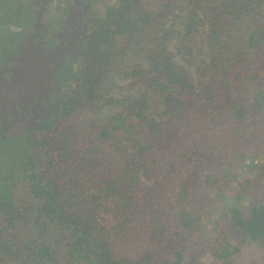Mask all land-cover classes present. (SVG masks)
Wrapping results in <instances>:
<instances>
[{"label":"trees","instance_id":"obj_1","mask_svg":"<svg viewBox=\"0 0 264 264\" xmlns=\"http://www.w3.org/2000/svg\"><path fill=\"white\" fill-rule=\"evenodd\" d=\"M49 1L56 10L51 17L43 0H0V81L10 84L8 98H24L9 102L6 114L25 113L32 137L23 151L17 134L3 132L0 264H195L183 243L169 263H159V244L169 233L182 239L194 229L191 206L200 198L223 197L220 177L249 156L248 143L264 136V85L250 109L237 106L234 116L225 117L226 108L236 105L237 89L264 75V0ZM74 2L83 4L81 11L66 22ZM134 14L141 21L132 28L127 19ZM63 28L78 29L80 61L72 90L52 100L47 93L54 74L42 77L36 67L53 58L56 67ZM37 44L38 51L31 47ZM137 81L153 105L128 93ZM105 82L112 89L103 95ZM123 83L124 93H116ZM233 125L244 128L242 140L233 148L217 147L211 138H228ZM117 133L125 142L121 157L103 166L92 160L87 173L89 140L107 146ZM224 149L239 157L237 163ZM255 153L251 160L261 155ZM197 176L202 194L195 193ZM252 180L263 185V201L249 207L247 218L230 211L239 242L219 245L207 264H264V171ZM153 205L154 212L172 215L169 226L153 214L142 219L146 239L120 254L124 243L114 236L129 237L124 225L149 216ZM49 228L61 241L48 237ZM26 230V240H19Z\"/></svg>","mask_w":264,"mask_h":264},{"label":"rangeland","instance_id":"obj_2","mask_svg":"<svg viewBox=\"0 0 264 264\" xmlns=\"http://www.w3.org/2000/svg\"><path fill=\"white\" fill-rule=\"evenodd\" d=\"M43 3L47 6L51 7L50 12H46L47 17H51L54 13H56V10H54V6L51 4L49 0H43ZM83 4L80 3H71L68 6L67 9V16L64 17L66 22H69L71 19H73L80 11ZM26 6V5H23ZM84 6H86L84 4ZM83 6V7H84ZM95 6H100L96 4ZM264 9V4L262 5ZM70 18V19H69ZM139 21H141V18L139 15H131L127 19L128 26L134 28ZM30 24V23H29ZM128 27V28H130ZM130 28V29H132ZM78 29H75L74 32L65 31L64 28L59 30V35L65 36V38L62 39L63 48L59 46L57 56H59L60 61L56 64V69H52L53 64L57 61L55 58L49 59V64L47 60H44L43 63H40V66H37L41 72L42 77H47L48 74L46 72L51 71V74H54V80L53 83L50 86V90L47 93V97L56 100L58 99V94L65 93L67 91L72 90L73 88V81H74V71H76L75 64L77 61H80V42L78 39ZM50 35H54L55 37L58 36L57 33L51 32ZM61 36V37H62ZM60 41V39L58 38ZM120 40H118V45ZM38 46V47H37ZM32 45L31 47L38 51V48L41 46L40 44ZM55 47V46H54ZM0 48H4V44L0 41ZM58 58V57H57ZM62 63V64H61ZM37 63H35L36 65ZM47 68V69H46ZM128 70H134V65H128ZM119 75L123 76L122 69H118ZM31 79L33 80L35 77L38 76V74L33 73L30 75ZM51 77V76H48ZM57 82H62L61 86L57 85ZM118 90L117 92L124 93L125 84H117ZM264 85V75L261 76L259 80H251L244 83L239 89H237V97L238 100H236V105H230L225 110V117L229 118L233 115V110L237 106H244L247 109H250L253 105V97L256 92V90ZM10 84L7 81H0V118L4 120V123L0 124V147L5 146L6 144L2 143L5 139V135H3V132L5 131H11L12 134H17L21 139H19L20 146L22 147V150H26L28 148V144L26 143L27 139H32V137L29 136L28 133H26L24 128V116L25 113L23 112H16L14 115V112H11V118L7 116L6 106L10 102L12 104H17V102H23L24 98L22 95H19L18 98L16 97H7V90L9 89ZM112 89V83L111 82H105L100 88V93L103 95L107 94V92L111 91ZM116 93H114V96H117ZM128 93L135 94L137 96L135 97H141L144 104L148 107L153 105V98L148 96L143 91V86L141 85L140 81H137L133 88L128 90ZM15 95V94H13ZM12 95V96H13ZM16 96V95H15ZM4 118V119H3ZM230 119H226V121H229ZM225 121V120H224ZM230 122V121H229ZM228 122V124H229ZM223 121L220 120L219 124L217 125L222 126ZM235 128V129H234ZM191 127V131H192ZM228 129L232 132H230L229 137H221L215 136L212 137L211 140L215 141L217 144V147L223 148L222 146L224 144H227V147L233 148L238 141L242 140L239 137V134L241 131H243L244 128H239L236 125L228 126ZM117 133V135L114 136V139L112 142H110L107 146L101 145L100 142H98L96 139L89 140L88 142V151L86 153V172H90V168L93 166L92 160H95L99 158L98 160L99 165L103 166L105 165L107 160H110L112 158H120L121 150L124 145V141L122 140L121 136ZM231 138V140H230ZM17 139V138H16ZM230 140V141H229ZM196 142H198V139H196ZM195 142V143H196ZM194 149V148H193ZM247 154L248 157H243L244 160L240 164H236L237 168L234 169H227L225 171L223 177H220V189L223 188L224 194L223 197H217V198H200L197 200V203H195L194 206H191L192 211V217L197 220V222L194 224V229L192 231L186 232V235L184 234V237L182 239H175L174 235L169 233L166 235V239L164 240V243L159 244V250L162 251V259L159 261V263H163L166 261L169 263L173 255L175 254V250L180 248V244H184L186 246L185 252L186 257L188 259H195V264H207L212 260L213 253L217 249L219 245H235L238 244L239 238L241 236V231L238 228L236 222L232 219L230 215V211L235 209L240 212V214L245 218H247L249 214V207L251 205L257 204L262 200V192H263V185L259 183V181H253L252 178L255 177L260 172L264 171V136L261 137L260 141L258 142H250L247 145ZM227 152H231L230 149H224ZM220 151V150H219ZM256 151H259L261 155L256 158H250L251 155H256ZM231 156L233 158V162L237 163V160L235 158V154L231 152ZM4 161H8L7 158H4ZM193 171L192 173H195ZM6 171H1L0 176V188L4 185L2 184L3 179L2 177L5 176ZM196 185H195V193L198 189L200 190V194L203 193L204 187H200L199 183V177L196 178ZM239 196L238 199H235V197ZM242 197H246L245 200L242 199ZM229 201V207L226 205L225 202ZM240 204L244 207L241 208ZM155 208L150 207L147 209L148 215L144 218V215H141L139 217V220L135 224H125L124 227L126 228V231L129 233V237L127 238H117L114 236L115 240L121 241V243H124L122 246V250L120 251V254L130 253L132 251V244L136 247L139 239L145 240L146 237L143 234V228L141 226L144 224L142 219H146L147 221L150 220L152 214L154 215V219L158 220H164L169 223L172 221V215L166 214V213H159L154 212ZM116 223L119 221V216L117 215ZM33 234H35V231H32ZM46 234L48 237H52L54 240H59L60 236L56 235L54 230L51 228L46 229ZM55 235V236H54ZM27 237V230L24 232V236L19 237V240H22L23 238L26 240ZM61 246V243H60ZM61 252L65 253L66 250L61 248ZM264 260L261 261L263 263ZM86 264L82 260H72L71 264ZM219 264V263H218ZM220 264H223L221 262Z\"/></svg>","mask_w":264,"mask_h":264}]
</instances>
